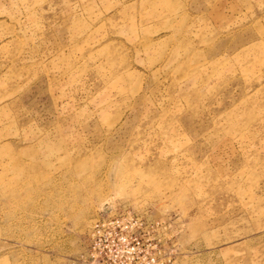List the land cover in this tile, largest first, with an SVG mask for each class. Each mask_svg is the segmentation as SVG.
<instances>
[{
	"label": "rangeland",
	"instance_id": "1",
	"mask_svg": "<svg viewBox=\"0 0 264 264\" xmlns=\"http://www.w3.org/2000/svg\"><path fill=\"white\" fill-rule=\"evenodd\" d=\"M0 264H264V0H0Z\"/></svg>",
	"mask_w": 264,
	"mask_h": 264
}]
</instances>
